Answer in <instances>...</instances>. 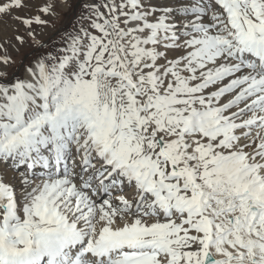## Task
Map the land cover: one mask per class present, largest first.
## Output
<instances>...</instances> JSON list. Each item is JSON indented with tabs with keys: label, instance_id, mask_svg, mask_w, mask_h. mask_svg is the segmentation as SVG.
Returning a JSON list of instances; mask_svg holds the SVG:
<instances>
[{
	"label": "snow or ice",
	"instance_id": "obj_1",
	"mask_svg": "<svg viewBox=\"0 0 264 264\" xmlns=\"http://www.w3.org/2000/svg\"><path fill=\"white\" fill-rule=\"evenodd\" d=\"M79 7L0 0V264H264V0Z\"/></svg>",
	"mask_w": 264,
	"mask_h": 264
},
{
	"label": "rangeland",
	"instance_id": "obj_2",
	"mask_svg": "<svg viewBox=\"0 0 264 264\" xmlns=\"http://www.w3.org/2000/svg\"><path fill=\"white\" fill-rule=\"evenodd\" d=\"M30 2H33L35 4H40V3L46 2V0H30ZM48 2H52L55 5V11L59 14V16L57 19H53L51 21V23L54 25V28H52V27L48 28L46 30V34L38 37L39 39L45 40V41L49 40V38L58 39V36H57L58 30L70 28L71 24L75 23V17L83 11V8L79 7V8L75 9V12H73L72 5H74L76 3L87 2V0H67V6L62 5L61 0H48ZM20 14L21 15L35 14V12L28 13L27 10H25V12H22ZM45 18H48V17H45ZM8 23L11 25V27H9L7 34L12 35L13 33H12L11 28L15 27V25L12 24V22H10V21ZM0 27H3V25L0 24ZM36 30H37V32L41 31V29L39 27H37ZM21 32H23L22 27H21ZM0 34H3V33H0ZM32 47H33V45L31 44V41H29V44L26 45L24 49H22V53L24 51L30 50ZM13 55L15 56V59L19 63L20 62V56H17L16 54H13Z\"/></svg>",
	"mask_w": 264,
	"mask_h": 264
}]
</instances>
